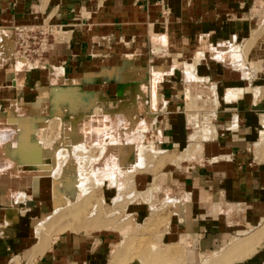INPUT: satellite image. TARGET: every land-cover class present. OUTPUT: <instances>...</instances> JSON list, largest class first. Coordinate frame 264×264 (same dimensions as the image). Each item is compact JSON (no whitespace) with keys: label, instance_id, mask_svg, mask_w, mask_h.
<instances>
[{"label":"rangeland","instance_id":"obj_1","mask_svg":"<svg viewBox=\"0 0 264 264\" xmlns=\"http://www.w3.org/2000/svg\"><path fill=\"white\" fill-rule=\"evenodd\" d=\"M40 1L44 4L47 0ZM247 20L248 37L213 48L211 60L244 83L255 102L263 140L264 0L253 1ZM21 27L37 34L36 45L16 42L13 26L0 28V80H7L0 88V201L31 219L33 233L35 224L52 213V203L58 200L54 197L60 196L61 205H57L67 211L54 215L55 220L47 219L37 236L33 234L35 244L30 255L36 258L56 238L70 235L86 241L91 252L100 253L103 264H196L195 251L183 247L187 238L173 244L168 233L178 215L190 220L189 184L177 178L174 171H182L178 168L180 161L201 153V141L212 134L210 119L198 122L188 113L191 133L186 150L179 155L161 151L156 147L148 114L158 108L159 94L153 101L149 97L158 92L165 71L150 69L132 78L134 70L127 64L128 68L116 74L119 85L111 98L98 84L90 91L50 69L43 59L49 37L56 33L54 28L46 24ZM35 70L42 83L26 89L25 77ZM157 70L159 73H155ZM93 80L91 75L85 83ZM12 83L15 89L10 87ZM68 93L73 94L71 100L77 94L83 98L81 114H72L76 110L69 108ZM190 165L186 169L182 164L188 174L194 171ZM262 231L258 240L264 239ZM255 232L243 233L228 248L215 251L208 262L214 258L213 264H223L254 257L263 244L249 242ZM202 260L198 264H208Z\"/></svg>","mask_w":264,"mask_h":264},{"label":"crops","instance_id":"obj_2","mask_svg":"<svg viewBox=\"0 0 264 264\" xmlns=\"http://www.w3.org/2000/svg\"><path fill=\"white\" fill-rule=\"evenodd\" d=\"M253 1L0 0V28L46 24L55 29L43 60L70 83L79 82L90 91L98 84L113 98L119 85L116 74L127 64L134 70L132 78L150 69L165 71L158 108L148 114L157 149L181 154L191 133L188 113L198 122L210 119L212 134L201 141V153L180 161L182 171L174 169L177 178L189 184L192 203L189 222L178 215L168 234L173 244L187 238L183 247L195 251L196 264L255 231L249 242L263 244L254 257L223 264H264V239H257L264 230L263 132L244 83L211 60L213 48L248 37ZM190 65L194 75L186 83L183 69ZM35 73H27L26 89L42 83ZM91 75L94 80L85 83ZM4 82L0 80V88ZM234 89L240 92L224 100L225 92ZM182 164L194 171L188 174ZM30 220L0 201V264H103L100 253L70 235L56 238L33 258Z\"/></svg>","mask_w":264,"mask_h":264},{"label":"bare ground","instance_id":"obj_3","mask_svg":"<svg viewBox=\"0 0 264 264\" xmlns=\"http://www.w3.org/2000/svg\"><path fill=\"white\" fill-rule=\"evenodd\" d=\"M190 67V66H189ZM194 67V66H193ZM128 68V67H127ZM154 68V67H153ZM186 69H188V70H186ZM186 69H184V76H186L185 75V73L187 72V76H186V78H185V82L186 83H189V81H191L192 80V76L191 75H194L193 73H191L190 71L192 70V67H190V68H188V66L186 67ZM191 69V70H190ZM160 71H163V70H160ZM143 72V71H142ZM145 72H147V71H144L143 73L145 74ZM155 73H159L158 72V70H157V72H155ZM156 75V74H155ZM143 78L145 79L146 78V76H143ZM147 79V78H146ZM159 79V78H158ZM191 79V80H190ZM200 80H202V79H200ZM142 81V80H141ZM156 81V80H155ZM148 82V81H147ZM151 83V82H150ZM151 85V84H150ZM185 85V84H184ZM143 86V85H142ZM155 85H153L152 86V88L154 87ZM155 87H157V86H155ZM185 87V86H184ZM150 88V87H149ZM188 90V89H187ZM158 91V90H157ZM239 91V90H238ZM237 90H227L226 91V94H225V97H224V100H226V101H229V100H231L234 96H235V94L238 92ZM240 92V91H239ZM45 93V92H44ZM65 95H67V99L68 100H70V107L69 108H72L73 110H76V111H74L72 114L73 115H79V114H81L82 113V111H83V108H85V107H83V98L81 97H79V95L77 94V97H74V98H72V100H76V101H72L71 100V95H73L72 93H68V94H65ZM149 95V94H148ZM150 95H151V93H150ZM158 95V92H153V94L149 97V99H152V101H153V98H155V96H157ZM159 96V95H158ZM151 101V100H150ZM151 103V102H150ZM155 103V102H154ZM189 103V102H188ZM231 103V102H230ZM41 107V106H40ZM83 107V108H82ZM152 107H154V104L152 105ZM157 107V106H156ZM70 110V109H69ZM86 111V110H85ZM153 112V111H152ZM90 113V112H89ZM154 114V113H153ZM150 116V115H149ZM82 118V117H81ZM190 118V120L192 119V117H189ZM189 122H191V121H189ZM63 124V123H62ZM71 134V133H70ZM3 136V135H2ZM70 136V135H69ZM191 140H193V137L191 136V137H189V142H190V146L191 147H193L192 146V142H191ZM27 146V145H26ZM32 148V147H31ZM30 148V149H31ZM31 152V151H30ZM109 156V155H108ZM28 159V158H27ZM8 161V160H7ZM85 177H86V175H85ZM12 181V180H11ZM85 181V180H84ZM2 183V182H1ZM81 183V182H80ZM5 183H3V185H4ZM8 184V183H7ZM5 186H6V184H5ZM11 186V185H10ZM80 186H81V184H80ZM81 188V187H80ZM82 189V188H81ZM81 191V190H80ZM54 196V195H53ZM59 197L60 196H56V197H54L55 199L56 198H58V200H57V202H54V203H52L53 204V207H54V209H53V211H52V213L50 214V215H47L46 217H45V219H43V220H41L40 222L38 221L36 224H35V228H34V235H36L37 236V232H38V230H39V227L45 222V221H47V219H50V218H53L54 217V215H58L59 213H61V215H63L64 213H65V209H59L60 208V206L58 207V205L60 204L59 202H60V200H59ZM66 203H68V202H66ZM58 204V205H57ZM61 205V204H60ZM187 209V208H186ZM67 212V211H66ZM69 213V215H71V213L72 212H70V211H68ZM94 213V212H93ZM185 214H187L186 212H184ZM183 214V213H182ZM190 215V214H189ZM182 216V215H181ZM183 216H184V214H183ZM182 216V217H183ZM186 217H187V215H185ZM184 216V217H185ZM57 217V216H56ZM90 218V217H89ZM188 218V217H187ZM186 218V220H188ZM54 220L56 219V218H53ZM85 219V218H84ZM86 219H88V218H86ZM184 219V218H183ZM58 220V219H57ZM56 220V221H57ZM82 220V219H81ZM49 226V225H48ZM50 228V227H49ZM65 228V227H64ZM37 238V237H36ZM237 247V246H236ZM236 250V249H235ZM220 251V250H219ZM38 252H40L39 250H38ZM166 252V251H165ZM235 252V251H234ZM180 253V252H179ZM222 253V252H221ZM168 254V253H167ZM219 254V253H218ZM226 254V256H227V258H228V253H225ZM155 254H153V256H154ZM165 255V254H164ZM231 254H229V256H230ZM216 256L217 255H215L214 257L216 258ZM219 256V255H218ZM171 257H172V255H171ZM224 258H226V257H224ZM171 259V258H170ZM173 259V258H172ZM171 259V260H172ZM205 259V258H204ZM212 259V258H211ZM214 259V258H213ZM211 260V262H208L209 260H208V258H207V260H206V262L208 263V264H213V262H215L214 260ZM177 262V261H176ZM216 264V263H215Z\"/></svg>","mask_w":264,"mask_h":264},{"label":"built area","instance_id":"obj_4","mask_svg":"<svg viewBox=\"0 0 264 264\" xmlns=\"http://www.w3.org/2000/svg\"><path fill=\"white\" fill-rule=\"evenodd\" d=\"M14 37L17 41H21V43L23 44H28L30 45V47H33L34 45H36V38H37V34L36 33H32V32H28L26 31L23 27H14ZM41 39V38H40ZM40 43H42V39L40 41Z\"/></svg>","mask_w":264,"mask_h":264}]
</instances>
